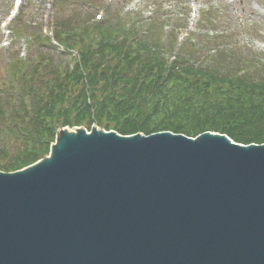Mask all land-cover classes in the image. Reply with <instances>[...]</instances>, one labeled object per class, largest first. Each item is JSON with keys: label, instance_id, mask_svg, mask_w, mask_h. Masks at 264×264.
<instances>
[{"label": "water", "instance_id": "95a60500", "mask_svg": "<svg viewBox=\"0 0 264 264\" xmlns=\"http://www.w3.org/2000/svg\"><path fill=\"white\" fill-rule=\"evenodd\" d=\"M0 264H264V143L62 130L0 172Z\"/></svg>", "mask_w": 264, "mask_h": 264}, {"label": "trees", "instance_id": "16d2710c", "mask_svg": "<svg viewBox=\"0 0 264 264\" xmlns=\"http://www.w3.org/2000/svg\"><path fill=\"white\" fill-rule=\"evenodd\" d=\"M63 30L59 24L55 37L68 46L75 41L78 62L10 58L6 78L0 76V170L45 155L64 126L193 137L210 130L244 144L264 142L262 69L239 74L214 60L202 66L181 50L169 61L150 37L110 18L79 33Z\"/></svg>", "mask_w": 264, "mask_h": 264}, {"label": "rangeland", "instance_id": "374dc122", "mask_svg": "<svg viewBox=\"0 0 264 264\" xmlns=\"http://www.w3.org/2000/svg\"><path fill=\"white\" fill-rule=\"evenodd\" d=\"M12 4L13 0H0L2 80L17 51L26 50V59L39 60L45 54L59 61L56 48L41 38L52 33L57 21H64L60 24L70 31L77 23L93 21L96 14L115 25L133 21L134 34L140 31V38L146 35L155 43L161 37L164 51L171 55L181 50L198 64L219 61L220 68L227 66L232 72L241 67L252 72L260 64L264 73V0H23L14 17L9 13ZM194 6L199 8L197 15L191 13ZM18 17V22L12 21ZM15 25L19 35L12 31Z\"/></svg>", "mask_w": 264, "mask_h": 264}]
</instances>
